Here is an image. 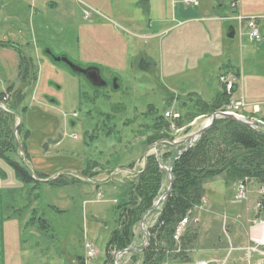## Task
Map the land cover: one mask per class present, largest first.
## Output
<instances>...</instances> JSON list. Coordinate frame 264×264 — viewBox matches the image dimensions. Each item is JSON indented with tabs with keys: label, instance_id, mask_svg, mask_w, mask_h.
<instances>
[{
	"label": "rangeland",
	"instance_id": "rangeland-1",
	"mask_svg": "<svg viewBox=\"0 0 264 264\" xmlns=\"http://www.w3.org/2000/svg\"><path fill=\"white\" fill-rule=\"evenodd\" d=\"M181 1L148 0L146 13L141 0H0V31L3 32L0 39L30 42L25 51L32 55L38 72L36 101L31 103L48 111L59 122L57 125L54 121L50 126V131L58 130L62 138L52 149L53 154L65 155L75 166L80 162L90 163L91 173L110 175L114 169L129 167L148 148V153H153L152 145L145 141L155 117L164 116L166 112L179 114V104L193 94L205 102L213 101L220 76L218 67L224 62L219 57L220 44L222 47L223 42H230L226 31L233 22L221 25L207 17H217L216 13L219 17L222 10L231 15L234 12L231 0H196L194 7L198 8L202 20L181 16L177 10ZM182 6L185 10L194 9ZM12 27L14 32L9 34ZM217 29L222 34L220 42H216ZM246 32L247 36V27L243 30ZM16 37L24 40L18 41ZM238 40L236 36L234 41ZM46 51L50 55H46ZM54 58H65L82 68L96 60L106 69L101 68V75L108 85L94 87L84 75L73 73L65 63L56 62ZM141 59L149 62L145 69L138 65ZM13 60L9 62L0 56L2 79L16 77L17 59ZM28 78L29 82L33 80ZM149 107L153 108L150 113ZM61 119L63 123L68 120L74 125H64ZM205 122L206 116H198L181 128L170 129L171 142L176 145L165 140L157 146L158 153L184 149L182 141ZM159 160L158 165L164 173V191L168 188L167 170L173 161L161 155ZM5 165L6 161L0 157V166L10 173L7 185H18L12 168ZM221 177L226 184L224 193L220 194L223 198L212 201L211 205L203 200L183 228L182 234L185 231L186 239L193 241L182 250L184 257L179 264H242L238 260L234 263L235 258L243 256L250 247L263 248L259 241H249L246 233L253 218L264 216V204L259 212L256 209L264 195L256 191V198L251 196L244 203H234V190L228 186L234 184L235 188L245 179L233 180L225 178L224 174L217 176ZM254 186L250 185L249 191ZM27 189L23 186L17 191L21 201L16 200L14 207L20 213L6 210L9 218L5 234L10 248L18 242L24 247L21 255H26L25 251L35 247L51 245L60 247L62 252L52 247L54 264H69L72 260L78 264L77 255L82 257L81 264L99 263L104 255L105 264H113L117 251L107 248L106 240L117 223L114 206L117 201L121 202L122 184L112 180L92 189L85 184L55 188L42 183L29 195ZM87 201L94 203L86 205ZM159 206L144 216L142 225L141 220L137 223L130 247L144 244L146 228L151 227ZM261 240L263 243V233ZM179 242L175 243L178 247ZM87 243H92L96 252L88 259ZM137 253L135 260L123 254L116 262L123 264L125 260L126 264H141V255Z\"/></svg>",
	"mask_w": 264,
	"mask_h": 264
},
{
	"label": "trees",
	"instance_id": "trees-1",
	"mask_svg": "<svg viewBox=\"0 0 264 264\" xmlns=\"http://www.w3.org/2000/svg\"><path fill=\"white\" fill-rule=\"evenodd\" d=\"M141 2L145 3L144 9L148 13V0H141ZM7 46L10 45L0 44V47ZM145 60L141 59L138 63L142 69H145V65L149 64ZM29 63V59L19 58L18 70L21 80H25L27 77L30 70ZM11 90L12 88L9 87L6 93H10ZM221 90L222 93L217 94L210 103L194 94L186 101L181 102L178 109L179 118L174 121L175 128L189 124L198 116L207 117L214 112L222 111L228 103L230 95H227L223 88ZM6 93L0 94L1 102ZM22 99L21 92L12 93L10 101L5 105L8 112L0 109V157L12 168L15 176L22 183L33 184V188H35L39 182L33 179L20 158L18 161L9 156V154H14L17 157L13 129L16 116L20 118V113L25 111V108L19 109L18 107ZM152 111L153 108L149 107L148 113ZM105 116L106 119H109L107 115ZM170 129V123L164 120V116L155 117L149 127L150 136L147 137L145 143L150 146L162 140L170 142L172 140ZM21 130L20 122L16 136L24 150L20 138ZM89 137L94 138V136ZM176 153L177 151L171 153L168 150L161 154V158H170V161H173L171 166L173 185L168 195L160 203L155 223L146 230L149 240L141 252V264H179L181 262L184 257L182 250L188 244L190 246L193 240L186 239L184 231L178 240L180 241V247H178L173 235L184 216L201 205L204 196L203 185L207 180L224 174L225 178L233 180L256 179L264 184V129H250L239 122L218 118L205 133L196 139L192 146L178 154L173 160ZM159 161L154 155L147 156L142 171L136 175L133 181L123 185L121 202L117 201L118 204L114 209L117 214L116 228L110 233L106 242L107 248L110 247L117 252L131 249L135 226L142 216L152 212L153 205L166 191L167 187L163 191L164 173L158 165ZM88 164L85 165L87 172L90 173L89 166L91 165ZM131 167L132 164H129V168ZM87 172H83L81 175L87 178ZM2 176L3 174L0 172V177ZM34 176L39 180L47 179L38 174H34ZM71 182V178L67 179L64 175H60L47 183L51 187L59 188L71 184ZM262 203L264 204V198ZM136 258L133 253L131 259L135 260Z\"/></svg>",
	"mask_w": 264,
	"mask_h": 264
},
{
	"label": "crops",
	"instance_id": "crops-1",
	"mask_svg": "<svg viewBox=\"0 0 264 264\" xmlns=\"http://www.w3.org/2000/svg\"><path fill=\"white\" fill-rule=\"evenodd\" d=\"M192 7L194 9L185 10L182 4H179L177 10L180 12L181 16L182 15L187 16L186 18L189 20L190 19L202 20V17L198 16V8L194 6ZM148 10H149V7H148ZM238 12H240L241 15H243L244 17H254L255 18L254 20L255 26L259 30L262 36V41L259 43L250 41V39L248 38V35L246 36L247 32L243 33V30L246 27L245 25H243V27L239 30L235 22H233V24L231 23L230 26L233 27L234 32H235L234 38L229 39L230 42L228 43L223 42L222 47L220 44L219 57L224 62L221 65H219L218 70L220 71L219 72L220 76L221 75H225L228 77L234 76L236 78L233 92L231 91V93L227 95H230V98L233 100L242 102L243 107L241 108V111H240L242 112L243 110L242 115L244 117L247 116L246 118H250L249 120L251 121L264 124V0H238ZM221 13L222 14H219V17H218V13H216L217 17L212 15L211 17H207V19L219 21L221 22V25H225L226 22L228 21H222L219 18L229 17L230 15H229V12L226 13L223 10ZM235 13L236 11L232 14H235ZM179 23H183V22H179ZM13 32H14V28L12 27V29L8 33L12 34ZM16 32L17 31L15 30V33ZM2 34L3 32L0 31V38ZM226 34H227V31H226ZM163 35L164 33L160 34L159 36L163 37ZM215 36L218 39L216 42L218 41L220 42V37L222 36V34H220V29L216 30ZM236 36L239 37L238 42H236L237 40L234 41ZM16 38L18 41H21V42L24 40L18 37ZM3 43H7L8 45L13 46V47H10V46L0 47V56L1 58H7L9 62H14L13 59H17V66H16L17 73H16V77L12 79H2L0 77V94L6 93L9 87L12 88L11 92L6 93L5 95L7 99L5 98V100H3L2 98V102L0 101V103L3 104V106L0 105V109H2L5 112H8L5 105H6V102L8 103V101H10L11 94L21 92V94L23 95V99L21 101V104L18 107L19 109L25 108V111L20 113V118H21L20 122L22 124L20 138L24 145V150H23L24 157H25L24 166L26 167L27 171L29 173L31 171L33 175L34 174L42 175L43 177H46L47 179H53V178L56 179L58 175L60 176V174L63 175L65 173L64 177L67 179L71 178V181H72L71 184H68V185L78 186L79 184H85V185H90L92 189H94V187L98 185H106L107 183H110L112 180L118 184H122V188L124 184L133 181L136 175L140 173V171H142V164L140 165L137 163L140 161L141 158H144L143 157L144 154L142 156H139V158L135 160L131 168L129 169L122 168L120 170L114 169L110 175H103L99 172L97 173L95 172V174L91 172L88 173L85 164L83 165V163L80 162L78 165L75 166L65 158V155L53 154L52 149L59 144V141L62 138L58 130H56L55 132L53 131L54 133L51 132L50 126H52L54 121H56L57 125H59V122L54 117L50 116L51 114L48 111H46L45 109L41 110L40 107L34 106L31 103V102L34 103V101H36L35 88H36V84L38 80L37 79L38 72L36 70V66L34 64L35 62L33 60L32 55L31 56L28 55L25 51V48L27 47L29 48L30 42L20 43L13 39H0V44H3ZM44 53L46 55H49L50 52L49 53L44 52ZM20 57H24L30 60V63H29L30 70L28 71V74L25 80H21V76H19L18 63H19ZM88 65L99 67L100 77H102L101 68L102 70H106L102 66V64L98 63L96 60H94V63H89ZM0 69H1V66H0ZM4 74L6 75V73ZM28 77H31L33 80L29 82ZM215 80L218 81L217 79ZM217 85H218V89H217V92L215 93V97L221 91L222 88L224 89V86L220 82H217ZM219 85L221 86V88H219ZM87 113L88 111L85 112L86 114L85 116L88 115ZM73 117H76V114H73ZM17 118L19 117L16 116L15 126L17 124ZM61 122H62V119H61ZM68 123H70V125H74V123H71L68 120H66V122L64 123L62 122V124L64 125H67ZM203 126L204 124L200 125L199 128L201 129L203 128ZM200 129H198L197 131H199ZM258 129L260 130L263 128L258 126ZM83 133L85 135L86 132H83ZM13 134H14V129H13ZM15 136H16V133L14 134V140H15ZM84 143L86 144V141ZM49 145H52L51 149L49 148ZM152 154H154L156 158L159 157L160 155L158 153L157 148L154 153H150V154L147 153V156L152 155ZM9 156L14 160H18V161L21 160V162L24 164L22 155L19 154L18 149H17V157L14 154L12 155L9 154ZM6 165L8 164L6 163ZM0 172L3 174L2 176L3 180H0V264H54L52 261L53 257L51 254V249L52 247L54 248V250L58 248L60 251L61 249L60 247H54V246L51 247V245L44 246V248L35 247L31 251H25L27 253L26 255H21V251L24 250L23 246L19 245L18 242H15V244H12L10 248L9 243L6 242L7 237L5 234L6 232L5 225H6L7 219L9 218V217L7 218L8 215L6 214V210L10 209L12 210V212H17V210L14 207L17 204L15 203V201L16 200L21 201L20 195L18 194L17 191H20L23 188V186H27L28 189L26 191H27V194L29 195L30 193H32V191H34V188H33V184L22 183L15 176V174L13 176L15 180L18 182V185L15 183H12V185L8 186L7 185V182H8L7 175H10V173L4 167H1V166H0ZM83 172L88 173V175L86 174L87 179H83L75 175V173L83 174ZM5 175H6V178L4 179ZM221 179L222 177L221 178L216 177V179L213 178L205 182V184L203 185L204 196H203L202 202L204 200L205 202H207V204L209 203V205H211L212 201L214 200L220 201L221 198H223L222 197L223 195H220V194L224 193L223 190L225 189L226 184H224L225 179L224 178L222 180ZM19 183L23 186H20ZM42 183L49 185L47 182H39V185L36 187V189H38V187L42 185ZM68 185H63L59 188H62ZM250 185H255V186L253 187V189H250L249 197L253 196L256 198L257 193L260 191L262 187H264V184L260 183V181L256 179H250V181L247 183L248 190H249ZM230 188L232 190H235L234 184H232V186H228V189ZM111 202L113 204V201ZM85 203L87 205V203H94V201H87ZM197 208H195L193 212ZM114 209H115V206H114ZM57 211H61V210L57 209ZM193 212H188L190 213L189 216H191ZM17 213H20L19 209ZM154 213H155V216H154L155 218L151 222L152 224L150 223L151 226L155 223L157 219V215H158V212H154ZM13 218L14 217L12 218L10 217V219H13ZM253 219L261 220L264 222V216L262 218L258 217V218H253ZM248 227L249 228L247 229V233H246L248 240L254 243L259 241L258 244L261 243V245L263 246V248H260L261 252L264 253V241L262 243V240H261L262 233L264 235V227L259 224H252V223ZM115 228H116V225L112 229L114 230ZM106 230L109 232L110 229L106 228ZM90 232H93V231H90ZM110 233L107 237L106 242L109 239ZM145 242H146V235H145L144 244ZM144 244L136 248L131 247L133 251L122 253L119 255V257H122L123 254H128V257L131 259V256L133 253H135L136 257L138 256L137 252H139V254L141 255V252L144 249L141 250L140 248L144 246ZM60 253L62 254L61 251ZM244 255L241 257L239 256L236 257L234 260V263L240 261V263L242 264L243 263L260 264L261 261H263L264 259V254L262 255L256 254V256L254 257L252 256L253 254L245 253ZM75 258H77V260L79 258L78 264H81L82 257L77 255ZM126 263L127 262H125L124 260L123 264H126ZM56 264H58V262H56ZM69 264H76V261L72 260V262H70ZM95 264H105V255H104V258L101 260V262L99 263L95 262Z\"/></svg>",
	"mask_w": 264,
	"mask_h": 264
},
{
	"label": "built area",
	"instance_id": "built-area-1",
	"mask_svg": "<svg viewBox=\"0 0 264 264\" xmlns=\"http://www.w3.org/2000/svg\"><path fill=\"white\" fill-rule=\"evenodd\" d=\"M181 3L187 6H196L197 1L196 0H182ZM231 6H232V9L236 11V13L233 14L232 16L226 17L228 18V21L235 22L239 30L243 27V25H245L249 29L248 38L250 39V41L255 42V43L261 42L262 37L255 26V22H254L255 18L254 17H244L241 15L240 12H238V0H233V2L231 3ZM219 82L224 86L225 92L227 94H230L235 86L236 78L234 76L233 77L220 76ZM242 107H243V104L241 101H237V100H233L229 98V101L224 107L223 112L234 115L237 118L244 120L245 117L240 112ZM164 117L165 119L171 120V119H177L179 116L176 113L166 112L164 114ZM171 128L174 129L173 125L171 126ZM72 137L76 138L75 135H72ZM154 152L155 150H153V153ZM248 182L249 181L245 179L236 184L234 195H233L234 203H242V202L244 203L248 199V195H249V191L247 188ZM259 194L264 195V187L260 189ZM256 209L258 211L263 209L262 202H258L256 204ZM189 214L190 213H187V215L180 221V223L176 227L175 234L173 235L174 240H178L180 235L182 234L184 226L188 223ZM251 223L264 226V222L261 220H258V221L253 220ZM86 250H87L86 259L90 258L96 253L95 249L93 248V244H90V243H87ZM246 251H247L246 252L247 254H254V253L261 254V255L264 254L261 252V250L258 249V247H250ZM260 264H264V259L263 261H261Z\"/></svg>",
	"mask_w": 264,
	"mask_h": 264
},
{
	"label": "water",
	"instance_id": "water-1",
	"mask_svg": "<svg viewBox=\"0 0 264 264\" xmlns=\"http://www.w3.org/2000/svg\"><path fill=\"white\" fill-rule=\"evenodd\" d=\"M226 38H228V39H233L234 38V29H233L232 26H229L228 27L227 34H226ZM54 61H56V62H63V63H65L71 69V71L73 73L80 74V75H84L87 78V80L94 87L101 88V87H105L106 86V84L102 81L101 77L99 76L97 69H93L92 68L91 70H88V69H84L82 67H77V66L73 65L72 63H70L65 58H54ZM94 67L95 68H98L96 66H94ZM113 86H114V89H116V86H115L114 82H113ZM217 118H226V119H230V120L239 122V123H241V124H243V125H245L247 127L260 126L261 128L264 129V124H262V123L254 122V121H251V120H248V119L241 120L240 118H237L234 115L225 114V113H222V112H214V113H212V114L209 115L208 120H207L205 126H203L202 129H200L195 134L189 136L187 139H185V140L182 141V143H187V144H186V146H185V148L183 150H181V151L178 152V154H181L183 151H185L189 147V145H191V142H193L196 138H198L203 133H205L208 130V128L212 125V123L214 122V120L217 119ZM19 123H20V119L17 118V124H16V126L14 128V134L17 131V127H18ZM15 142L17 144L18 152H19L20 155H22L23 162H24V165H25V157H24L23 149L21 147V144L18 141L17 136H15ZM171 143L172 144H176L175 142H171ZM152 147H153V145H152ZM148 149L146 150V152L148 151ZM173 160H175V158ZM30 174L32 175L33 179L36 180V181H38V182H50V181H52V180L55 179V178H53V179L39 180V179H37L33 175V173H31V171H30ZM167 174H168V178H169L168 188L165 191V193L158 199V201L156 202V205L154 207H152V210H154L157 206L160 205L161 201L168 195L169 191L171 190V187L173 185V178L171 176V169L167 170ZM75 175H77V176H79L81 178H84V177H82L81 174H76L75 173ZM144 216H142V218H141V221H140V224L141 225L143 224ZM148 240H149L148 233H146V242H145L144 246H142L140 248L141 250L145 249V247H146V245L148 243ZM129 251H133V249H129L128 248L124 252H129ZM114 257H115V255H114Z\"/></svg>",
	"mask_w": 264,
	"mask_h": 264
},
{
	"label": "flooded vegetation",
	"instance_id": "flooded-vegetation-1",
	"mask_svg": "<svg viewBox=\"0 0 264 264\" xmlns=\"http://www.w3.org/2000/svg\"><path fill=\"white\" fill-rule=\"evenodd\" d=\"M46 52H48V51H46ZM49 53V52H48ZM49 55H50V53H49ZM97 69V71H98V74L100 73V68H95L94 66H92V65H86L85 66V68L84 69H88V70H91V69ZM100 76V75H99ZM102 78V77H101ZM115 81H116V79H115ZM115 81H113L114 83H115ZM104 82V81H103ZM105 84H107V83H105ZM108 85V84H107ZM142 161V158L140 159V162ZM140 162H138L137 164H140ZM132 164V163H131ZM134 164V163H133ZM132 164V165H133ZM141 165V164H140ZM127 169H129V167H127Z\"/></svg>",
	"mask_w": 264,
	"mask_h": 264
}]
</instances>
